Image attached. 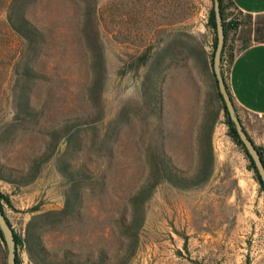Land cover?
Wrapping results in <instances>:
<instances>
[{"label": "rangeland", "instance_id": "obj_1", "mask_svg": "<svg viewBox=\"0 0 264 264\" xmlns=\"http://www.w3.org/2000/svg\"><path fill=\"white\" fill-rule=\"evenodd\" d=\"M9 1L0 0V172L39 191L29 221L13 218L32 264H264V192L225 118L211 171H198L195 133L212 118L199 106L205 93L207 110L221 103L208 73L194 74L197 95L183 57L206 42L212 0H27L44 39L31 45L8 24ZM237 16L248 41L264 39V16ZM245 127L264 146V123ZM160 150L192 178L158 174ZM51 188L60 199L48 200ZM0 194L5 203L1 185Z\"/></svg>", "mask_w": 264, "mask_h": 264}, {"label": "crops", "instance_id": "obj_2", "mask_svg": "<svg viewBox=\"0 0 264 264\" xmlns=\"http://www.w3.org/2000/svg\"><path fill=\"white\" fill-rule=\"evenodd\" d=\"M231 3L230 8L233 12H240L244 16L248 17H261L264 16V0H227ZM229 18V17H228ZM243 25H240L236 33L233 35V43L236 48V52L232 62L228 69L225 71V79L227 90L230 93L236 113L246 130L245 120H261L264 123V39L250 40L253 32L244 34L242 32ZM202 33H206V42L201 45L205 49L206 53L210 55V48L213 44L214 33L213 30L206 24L200 30ZM210 75V69L207 72ZM198 87L200 84L196 82ZM195 92L199 95L200 90L195 87ZM215 95L217 97V104L220 102L217 89L215 88ZM204 95H202L203 97ZM203 103L199 108L203 113L216 112L215 119L210 118L212 130L210 139H216V129L222 120L225 118L224 111L220 106L215 105L213 109H208L205 97H203ZM221 103V102H220ZM204 104V105H203ZM213 122V123H212ZM248 133V131L246 130ZM196 134V133H195ZM249 135V133H248ZM250 136V135H249ZM251 137V136H250ZM251 139H253L251 137ZM6 170L5 166L0 164ZM1 169V168H0ZM5 175L0 172V185L5 190L6 202L2 203V210L15 232L13 218L19 215H23L25 223L29 221L32 215L36 211L30 210L34 207L39 200L37 195L39 191L29 189L30 187L20 184V182L10 175ZM38 180L35 179L33 183L36 184ZM44 190H41L42 194ZM48 200L60 199L61 197L57 192L53 191V188L46 190ZM19 211V212H18ZM23 213V214H22ZM16 233V232H15ZM20 237V236H19ZM20 244H23L24 250L19 254L17 246V257L20 264H32L29 258L28 250L25 248L24 238L20 237ZM19 245V244H18ZM4 243L0 238V264H4L3 248Z\"/></svg>", "mask_w": 264, "mask_h": 264}, {"label": "trees", "instance_id": "obj_3", "mask_svg": "<svg viewBox=\"0 0 264 264\" xmlns=\"http://www.w3.org/2000/svg\"><path fill=\"white\" fill-rule=\"evenodd\" d=\"M27 0H10L8 5V14H7V21L12 30L18 34L27 44L31 45L38 42H43L44 39L42 37V32L40 29L33 24V22L28 19L24 8L25 2ZM34 1V0H30ZM219 7H220V14L222 18V24H223V31H224V43L221 51V73L226 85V79H225V71L228 69L230 63L232 62L236 48L233 43V35L238 30L239 26L241 25V21L238 18V14H242L240 12H237V14H234L233 11L230 10L232 7L231 3L227 0H219ZM229 17V18H228ZM207 25L213 30L214 37H213V50L209 54L206 53L205 49L202 45L198 46L197 48H191L189 46H186L187 49V55L184 56L183 60L190 58V62H185L183 64V67L186 70V74L189 77V79L192 81L193 86L196 87L198 90H200V87H198L196 81L194 80V74L198 77L204 76L207 74L208 70L210 69V77H212V80L214 82V86L217 89V95L221 102V107L224 111L225 115V123L228 126L229 134L233 138L234 142L237 143L243 150L245 156L249 160L250 167L253 169L255 176L259 182L260 189L264 192L263 184L260 180V177L258 175V171L250 157V155L247 153V150L241 140L239 139V136L237 135V132L235 130L233 122L230 120L224 101L222 99V96L218 90L217 86V80L215 78V74L213 71V53L216 45V31H215V19H214V10H213V0H212V6L209 10L208 15V21ZM256 32H262L264 33L263 28H256ZM224 61L227 62V68H224ZM160 58L155 62L154 67L157 68V74L156 75V82H155V96L158 95L157 90V82L160 77ZM169 66L166 65V67ZM227 89V85H226ZM228 91V90H227ZM229 93V92H228ZM207 96V94H206ZM229 96L232 100V97L229 93ZM233 103V100H232ZM234 105V104H233ZM216 112H213L212 119H215ZM213 123V122H212ZM245 129V128H244ZM212 130V125L207 124L205 122L203 125H200L197 133H196V151L199 157V167L198 171L204 172V174H208L211 171L212 168V158H213V146H212V139H210V134ZM246 131V130H245ZM261 158L264 162V146H256ZM166 155L160 150L157 155L154 156V163H155V171L166 178L167 180L175 183L185 182V180H189L192 178V176L188 177V174H186L184 171L178 169L174 165L170 164L169 162L165 161L163 157ZM198 175V174H196ZM194 177V176H193ZM1 197V194H0ZM0 207L2 209V204L0 202ZM3 211V210H2ZM4 213V212H3ZM14 231V230H13ZM14 237L16 241V250L18 244H20V237L14 232ZM0 238L3 241L4 245V239L0 231ZM89 255H87L86 260L89 259ZM100 261L106 260L105 255L99 256ZM16 264H20L17 254H16Z\"/></svg>", "mask_w": 264, "mask_h": 264}, {"label": "water", "instance_id": "obj_4", "mask_svg": "<svg viewBox=\"0 0 264 264\" xmlns=\"http://www.w3.org/2000/svg\"><path fill=\"white\" fill-rule=\"evenodd\" d=\"M213 10L215 19V31H216V45L213 53V71L217 80L218 90L224 101L228 116L233 122L239 139L245 146L247 153L250 155L260 177V180L264 187V162L257 149V145L245 131L237 113L229 93L226 89V85L221 73V51L224 43V31L222 18L220 14L219 0H213ZM0 231L3 236L6 246V264H16V241L14 237V231L9 224L5 214L0 207Z\"/></svg>", "mask_w": 264, "mask_h": 264}, {"label": "built area", "instance_id": "obj_5", "mask_svg": "<svg viewBox=\"0 0 264 264\" xmlns=\"http://www.w3.org/2000/svg\"><path fill=\"white\" fill-rule=\"evenodd\" d=\"M224 68H227V62L224 61Z\"/></svg>", "mask_w": 264, "mask_h": 264}]
</instances>
